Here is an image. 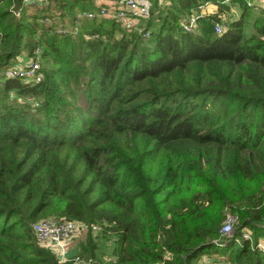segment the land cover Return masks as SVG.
<instances>
[{
	"label": "trees",
	"instance_id": "1",
	"mask_svg": "<svg viewBox=\"0 0 264 264\" xmlns=\"http://www.w3.org/2000/svg\"><path fill=\"white\" fill-rule=\"evenodd\" d=\"M144 2L125 29L79 15L97 0H0V264H67L31 229L53 215L92 264L100 217L107 264H264V6ZM36 49L40 77L6 75Z\"/></svg>",
	"mask_w": 264,
	"mask_h": 264
},
{
	"label": "built area",
	"instance_id": "2",
	"mask_svg": "<svg viewBox=\"0 0 264 264\" xmlns=\"http://www.w3.org/2000/svg\"><path fill=\"white\" fill-rule=\"evenodd\" d=\"M24 3L28 2H39L45 0H22ZM255 5L264 6V0H257ZM203 6L199 5L201 9ZM14 12V9H13ZM16 13V11L14 12ZM198 14V11H193L189 16V20L184 24L185 27L191 26L194 23V17ZM79 15L86 17H93L94 15H108L117 18L120 24L125 29H130L136 27V23L148 17V8L144 0H113L110 5L102 4L99 6L97 11H82ZM139 30V28H138ZM213 30L215 32H220L222 26L220 23L215 22L213 24ZM149 31L144 29L142 32L143 36H147ZM39 50H35V57L29 58L26 64L15 65L10 67L6 71V75L14 76L18 75L23 78H38L40 73L36 71L38 68ZM234 217L227 214L224 218L221 231L223 233H228L231 230V225ZM84 224L76 220L67 219L63 216H46L40 217L31 222V229L37 241L51 249V251L57 256L58 260L61 262H66L67 264H92L90 258L82 259L78 254L72 257L67 256V244L68 242L76 236L80 230L84 228ZM96 225H92L91 228H95ZM242 237H249V232L244 230L242 232ZM257 245L261 248L264 247V242L259 241ZM197 264H224L220 260L214 259L208 254H202L197 262Z\"/></svg>",
	"mask_w": 264,
	"mask_h": 264
},
{
	"label": "rangeland",
	"instance_id": "3",
	"mask_svg": "<svg viewBox=\"0 0 264 264\" xmlns=\"http://www.w3.org/2000/svg\"><path fill=\"white\" fill-rule=\"evenodd\" d=\"M99 2L105 3V4H109V0H97ZM233 13L235 12V10L232 11ZM237 12V10H236ZM227 14H229V12L226 13V17L228 16ZM67 20H65V27L67 26ZM246 31L250 30V26L246 25L245 28ZM146 42L148 44H151L152 39L151 38H146ZM24 60L23 61H27L28 59H26L25 57H23ZM118 222L111 220L108 217H100V219L96 222V227L95 228H91L90 233L95 237V241H96V249H95V258L97 260H99L102 264H107L109 263L113 257H114V240L113 237H115L116 235V229L118 227ZM81 232H83V230H80L79 233L74 236L70 241H71V248L72 246L75 248L77 247V243L78 245H80V240L81 238L79 236H81ZM84 234V233H83ZM79 248V247H78ZM82 250L81 249H75L76 253H72L69 254L67 256L72 257L74 255H79L81 257L82 255Z\"/></svg>",
	"mask_w": 264,
	"mask_h": 264
},
{
	"label": "crops",
	"instance_id": "4",
	"mask_svg": "<svg viewBox=\"0 0 264 264\" xmlns=\"http://www.w3.org/2000/svg\"><path fill=\"white\" fill-rule=\"evenodd\" d=\"M254 2L256 3L257 0H254ZM231 13H233V12H231ZM234 14H235V13H234ZM23 59H24V58H23ZM71 245H72V244H71V241H69L68 244H67V250H66V254H67V255L72 254L73 252L76 253V252H75V249H80V245H78V243H77V247H75V248H74L73 246H72V248H71V247H70ZM78 247H79V248H78Z\"/></svg>",
	"mask_w": 264,
	"mask_h": 264
}]
</instances>
